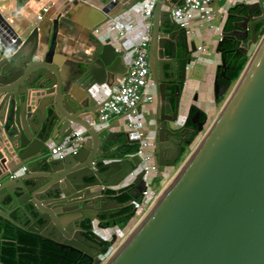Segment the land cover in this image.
I'll return each mask as SVG.
<instances>
[{
	"label": "water",
	"instance_id": "water-1",
	"mask_svg": "<svg viewBox=\"0 0 264 264\" xmlns=\"http://www.w3.org/2000/svg\"><path fill=\"white\" fill-rule=\"evenodd\" d=\"M97 1L103 17L93 25L94 31L109 21V12L118 4L130 10L146 0ZM178 1L155 0L149 62L153 56L162 57L167 45L173 59L166 61L167 70L159 63L161 75L175 73L179 49L184 68L197 50L170 16ZM28 2L15 0L11 17L19 16ZM244 5L247 15L239 27L246 33L248 21L264 6L261 0ZM34 19L16 33L0 12V165L19 163L5 172L0 167V180L26 167L24 174L0 183V221L46 240L53 234L61 238L75 232L82 243L78 229L85 218L75 221L73 213L99 221V211L134 206L147 186L146 171H137L140 158L126 149L137 141L128 140L124 130L90 124L99 115L100 101L95 97L99 88L127 69L126 50L117 48L109 34L90 58L61 61L53 58L60 43V14L50 26L32 25ZM221 34L218 51L226 36L236 31ZM257 41L236 84L193 148L207 119L199 122L196 111L192 120L196 127H175L181 91L178 84L170 83L174 78H161L156 90L154 161L177 169L106 264H264V33L247 40L244 54ZM39 43L46 45L40 57ZM227 68L222 57L214 75L215 93V80L226 77ZM185 79L184 73L175 80L184 83ZM75 126L84 129L80 145L62 158L50 156V142L61 143ZM102 186L131 190L133 197L119 203ZM87 209L97 212L87 214ZM54 242L66 246L60 239ZM112 242L107 240L104 248Z\"/></svg>",
	"mask_w": 264,
	"mask_h": 264
},
{
	"label": "crops",
	"instance_id": "crops-1",
	"mask_svg": "<svg viewBox=\"0 0 264 264\" xmlns=\"http://www.w3.org/2000/svg\"><path fill=\"white\" fill-rule=\"evenodd\" d=\"M72 1L73 0H30V2L26 3V5L20 10L19 16L11 17L10 14L15 9V0H0V12L5 16L6 21L16 33L22 31L26 25L30 23V20L33 17L35 19L32 22V25L39 23L43 26L44 24L50 26L52 18L60 14V43L59 47L56 48L53 54V58L60 59L61 61H64L65 59L67 60L68 58H90L97 47L104 43L105 38L110 34L113 36V44L117 48L120 46L126 50L124 62L126 63V66H128L134 55L133 47L140 41L143 33L142 24L145 21V18L141 14L143 4H138L130 10L125 9L122 4H118L113 10H111V12H109V21L98 28V30L94 31L92 29L93 25L99 18L103 17L99 12L101 4L97 0H77L78 2L76 4H73ZM253 1L256 0H214L211 4V9L213 11L211 24L212 26H217L215 32L209 31V29L206 28L207 25L202 22H193L191 24V31L188 34V38L189 40L194 41L197 50L192 54V58L187 65L186 79L180 93L177 118L174 124L175 127H181L183 125L191 105H195L198 109L203 111L206 114V119L209 118L210 115L215 118L219 112L214 92V75L216 73L217 65L221 62V54L216 49L217 42L222 35V28L227 15V10L236 4H249ZM261 1L264 6V0ZM43 7H47L48 10L43 12ZM92 12H95L97 16H92ZM38 13L42 14L41 19H37ZM153 13L154 12H152L150 18L151 24ZM111 25H116L119 29H123L125 34L119 37L115 31L111 30ZM116 40H120L122 43L119 45L116 43ZM207 41L212 42L213 46L205 48ZM45 49L46 45L39 43V57L43 55ZM118 80L119 77L116 80H111L102 85L99 88V94L95 96L96 99L100 102L104 101L109 96L112 89L115 88ZM146 93L153 94V87L147 89ZM143 107L146 110L143 109ZM155 107L156 105L154 102L142 100L139 103L141 116L144 120V131L147 139L152 144L155 135ZM143 110L145 111V114L143 113ZM98 124L97 128L108 127V131L125 129V119L122 117H113L107 122H100ZM74 128L79 127L75 126ZM51 146H53L52 142H50V147ZM149 150L153 153L154 145L150 146ZM187 151L188 150H186V152ZM151 163L154 166L147 174L146 180H151L150 187L155 188L157 187L156 185H159V183L164 180V177L171 176V172H173V168L176 166L173 167L167 165L162 167L157 165L154 159ZM18 165L19 163L13 164V162H6L1 164L0 167L1 171L5 172ZM22 167L23 165L7 175L3 180H0V183H9L18 175L24 174L25 171H23ZM126 181L127 180L122 182L120 186L125 184ZM43 207L46 208L45 206ZM1 224H3V222H1ZM6 224L12 225L8 222H6ZM95 226L96 224L94 225V229ZM1 234L2 227H0V235Z\"/></svg>",
	"mask_w": 264,
	"mask_h": 264
},
{
	"label": "built area",
	"instance_id": "built-area-1",
	"mask_svg": "<svg viewBox=\"0 0 264 264\" xmlns=\"http://www.w3.org/2000/svg\"><path fill=\"white\" fill-rule=\"evenodd\" d=\"M214 0H180L170 9L171 18L185 30L187 34L191 31V24L193 22H202L210 27L212 26L211 20L213 17V11L211 4ZM155 6V0H146L143 3L141 14L145 18L142 24L143 33L140 41L134 45V55L127 66V69L123 75L119 77L117 85L112 89L109 96L102 102L98 109L99 115L96 120H92L90 124L96 122H107L113 117H122L125 119V132L127 139L131 141H137L136 149L132 155H137L140 158L139 168L146 171L144 178L153 169L154 156L149 150L153 144L147 139L144 131V120L141 116V110L139 109V103L142 100H153V94L146 93V90L152 88L153 83L149 72L148 62V46L151 32V16ZM48 10L47 7H43V12ZM42 14H37V19H41ZM131 26V25H129ZM111 30L115 31L117 35L123 36L125 31L119 29L116 25L110 26ZM84 129L82 127L73 128L72 131L65 139L59 144H53L49 148V154L55 158H62L66 153L75 150L81 141L82 133ZM150 161L149 165L141 166L142 163ZM23 171L26 167H22ZM14 177V176H13ZM103 189L113 191L117 189L115 186H102ZM153 188L147 181V186L142 192V197H150ZM136 203V202H135Z\"/></svg>",
	"mask_w": 264,
	"mask_h": 264
},
{
	"label": "trees",
	"instance_id": "trees-1",
	"mask_svg": "<svg viewBox=\"0 0 264 264\" xmlns=\"http://www.w3.org/2000/svg\"><path fill=\"white\" fill-rule=\"evenodd\" d=\"M246 15L247 10L244 4H236L230 7L227 10L222 30L231 31L238 28L239 23L245 19ZM263 26L264 21L258 23L255 27V32L259 34ZM230 47V44L223 42L219 49L221 57L225 58L228 68L225 72L227 78L218 76L215 80L218 85V92L215 93V100L217 102H219L225 94V91L221 92V88L229 87L231 83L236 80L247 61V55L245 54L238 55L234 50L230 52L225 51ZM216 73H219V70H216ZM196 110L200 111L201 119L206 116L205 113L195 105L190 107L189 115ZM136 145L137 144L128 145L126 147L127 151H134ZM107 193L111 194L119 203L127 202L133 197L132 191L128 189H121L119 191L107 190ZM133 209L134 206L130 204L118 208L116 211L118 215L113 222L111 221L110 225H116L120 228L124 227L133 215ZM132 221L133 220H131L129 224ZM0 225V227H2V234L0 235L1 264H76L79 260L77 253L62 248L53 241L42 239L35 233L16 228L6 223L1 224L0 222ZM82 264L88 263L84 261Z\"/></svg>",
	"mask_w": 264,
	"mask_h": 264
},
{
	"label": "flooded vegetation",
	"instance_id": "flooded-vegetation-1",
	"mask_svg": "<svg viewBox=\"0 0 264 264\" xmlns=\"http://www.w3.org/2000/svg\"><path fill=\"white\" fill-rule=\"evenodd\" d=\"M254 14H255V17L251 18L248 21L246 33L244 32L243 28L238 26V28L233 29L236 31V35L226 36V41H224V42L230 44L231 47L225 51L230 52V51L234 50V52L238 55L244 54V47H245L247 40L251 39L253 37L254 33L256 34V32H255L256 25L258 23H261L264 21V20H262L261 22L259 21L262 18H264V10L261 12L259 10H256L254 12ZM225 32H228V31H225ZM184 37H185V34L183 31L182 33H180L179 39L182 40V39H184ZM175 42H177V41H175ZM177 44L179 45V43H177ZM167 47H168V45L163 50V56L158 57L157 60H156V57L153 56L151 63L149 62V51H148V62H149V72H150L149 74H150V77H151L152 83H153V86H152L153 87V100H152V102H154L155 105L157 104L156 90L158 89V84L161 83V78H163V79L171 78V77L174 78V81H171L170 83L178 84L180 91H181V89L183 87V82L175 80V79H179L182 74L184 76V73H185V77H186L187 66H185V68H184L182 65V58H180V49L178 50L177 55L174 58V62H176L175 73L173 75H169L166 72L165 74L162 73V75H161L160 72H157V67H158L160 62L163 63L164 68L167 70L166 61H168V60L172 61L173 60L171 57V55H172L171 51ZM188 59H189V56H187L185 58V61L187 62ZM151 68H152V71H151ZM171 100L173 102L172 106H175L174 99H171ZM178 105H179V101H178ZM190 107H189V110H190ZM172 109H173V107H172ZM177 110H178V107H177ZM189 110L187 113L186 120L181 127H183L184 125L189 126V127H196L197 126L196 123L192 122V120L195 119L196 111L199 112L198 113V121L199 122L206 118V116L202 119L200 118V111L199 110L193 111L189 115ZM175 115L177 116V111H176ZM185 137H187V136H185ZM156 151L157 150L155 148L153 151L154 158H155ZM180 160H181V158L177 159V163H179ZM156 163L158 164L157 160H156ZM106 194L108 196H110V198L114 199L111 196V194H109V193H106ZM117 209L118 208L99 211L97 213L99 221L95 220L93 222L90 219L91 217L89 215H86L87 216V218H86L85 215H80L79 212L73 213L72 215H73V219H76L75 221H79L83 217L85 218L84 220L80 221V228L78 229L80 234L84 237V239L82 240L83 241L82 243L78 242V239L74 235L75 232H71V235L69 237L63 235L61 238H59L58 235L53 234L49 240L54 242V241H58V239H60V243L66 245V246H61L62 248H66V249H69L70 251L77 253V255L79 256V260L77 261L76 264H82V263H84V261H87L88 264H94L96 262L97 256H99L101 253L102 254L105 253V251L108 249V248H104V246L107 243V239L100 241V239H98L96 237V234H98V233L96 232V230H94V225L96 224V226L100 227V228H108V227L112 226V225H110V223H111V221L113 222L116 219V217L118 215V213H116ZM86 211L88 212L87 214H94L97 212V210H92V209H87ZM96 226H95V228H96ZM40 233H42V231H40ZM73 241H76L77 243L73 242Z\"/></svg>",
	"mask_w": 264,
	"mask_h": 264
},
{
	"label": "rangeland",
	"instance_id": "rangeland-1",
	"mask_svg": "<svg viewBox=\"0 0 264 264\" xmlns=\"http://www.w3.org/2000/svg\"><path fill=\"white\" fill-rule=\"evenodd\" d=\"M216 27H217L216 25H213L211 27L209 25L206 26V28L209 29V31H212V32L216 31V29H215ZM263 33H264V26H263L261 32L258 34V38ZM213 34H215V33H213ZM258 44H259V41H257L256 44H253L251 46V48L248 51L247 58L252 55V53L254 52L255 47ZM210 46H213V43L207 41L206 44H205V48H209ZM235 84H236L235 81L233 83H231V85L229 86V89L225 92V94L221 98V100L219 102L216 101V103H217L216 105H217V108L219 107V110L222 107L223 103L225 102L226 98L230 94V92L233 89ZM143 109H145V108L143 107ZM144 112L145 111L143 110V113ZM211 117L212 116L210 115L209 118H207L209 121L207 120L203 131L200 134H198V136L194 139L193 144H192V148L196 144L197 139L203 135V133L208 128V126L211 124L212 120H214L213 119L214 117H212V118ZM124 128H125V125H124ZM186 154H187V152L185 153V156H186ZM149 164H150V161H148L146 163H142L141 166H145V165H149ZM176 169H177V166L173 168V172H171V176L176 171ZM170 177L169 176H166V178L164 177V180L162 182H160L159 185H156L157 187L153 188V191H152V194H151L150 197L141 198L140 200H138L134 204L133 215L131 216V218L128 220L127 224L124 227L120 228V227L114 225V226H110L108 228H100V227L96 226V228L94 230H96L98 235H100L104 239H107V240H110V241H113V242L109 245V247L105 251V253L99 255V259L94 264H100L101 262L103 264L105 263L106 259H108L109 255H110V253H112V251L119 245V243L121 242L122 239L126 238V236L128 235V232L131 230L132 226L136 223V221H138V219L141 218V216L144 214V212L147 210V208L153 202L155 197L158 195V193L161 191V189L164 187V185L167 183V181L170 179ZM148 182H149V184H151V180H149ZM131 220H133V221L129 224V222ZM113 236H115L114 240L112 239Z\"/></svg>",
	"mask_w": 264,
	"mask_h": 264
},
{
	"label": "bare ground",
	"instance_id": "bare-ground-1",
	"mask_svg": "<svg viewBox=\"0 0 264 264\" xmlns=\"http://www.w3.org/2000/svg\"><path fill=\"white\" fill-rule=\"evenodd\" d=\"M199 139H200V137L197 139V141H198ZM197 141H196V143H197ZM138 220H139V219H138ZM137 222H138V221H136V223H137ZM136 223H135V224H136ZM135 224L132 226V228L135 226ZM132 228H131V230H132ZM131 230H130V231H131ZM130 231H129V232H130ZM129 232H128V234H129ZM124 239H125V238H124ZM124 239H122L121 242L119 243V245H118V246L112 251V253H110L108 259H106V261H105L104 264H106V263L108 262V260L111 258V256L114 254V252L117 250V248L120 246V244L123 242Z\"/></svg>",
	"mask_w": 264,
	"mask_h": 264
}]
</instances>
